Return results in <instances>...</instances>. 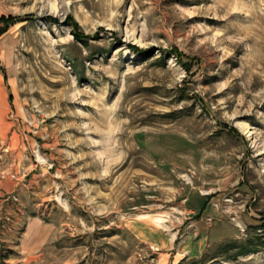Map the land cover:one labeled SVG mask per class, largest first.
Here are the masks:
<instances>
[{"label": "rangeland", "instance_id": "obj_1", "mask_svg": "<svg viewBox=\"0 0 264 264\" xmlns=\"http://www.w3.org/2000/svg\"><path fill=\"white\" fill-rule=\"evenodd\" d=\"M0 11V264H264V0Z\"/></svg>", "mask_w": 264, "mask_h": 264}, {"label": "crops", "instance_id": "obj_2", "mask_svg": "<svg viewBox=\"0 0 264 264\" xmlns=\"http://www.w3.org/2000/svg\"><path fill=\"white\" fill-rule=\"evenodd\" d=\"M2 16H8V15H6V14H4V12H1L0 11V23L3 24L4 22L1 21V17ZM5 79H6V76H5ZM215 198L216 197L215 196H212V195H210L208 199H206V198H204L202 196H197L196 199H197V203L199 204V205L197 204V206H201L202 205L201 210L199 212V216H200L199 219H200V221H203L205 219H208L207 218L208 216H212L215 213H218V211L211 206V202ZM200 234L204 236L206 234V230H201V233ZM33 239L36 241L38 239V235H36Z\"/></svg>", "mask_w": 264, "mask_h": 264}, {"label": "trees", "instance_id": "obj_3", "mask_svg": "<svg viewBox=\"0 0 264 264\" xmlns=\"http://www.w3.org/2000/svg\"><path fill=\"white\" fill-rule=\"evenodd\" d=\"M11 19H12L11 16H2L1 17V21H3L6 24H9V22L11 21ZM262 246L264 247V240H263ZM244 248L247 251H252L251 248H248L247 246H245Z\"/></svg>", "mask_w": 264, "mask_h": 264}]
</instances>
